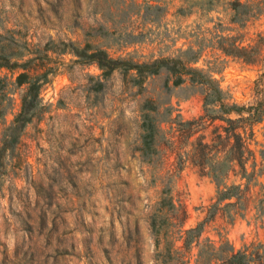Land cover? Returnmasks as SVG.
<instances>
[{
	"label": "rangeland",
	"instance_id": "obj_1",
	"mask_svg": "<svg viewBox=\"0 0 264 264\" xmlns=\"http://www.w3.org/2000/svg\"><path fill=\"white\" fill-rule=\"evenodd\" d=\"M233 1L248 5L242 23ZM218 34L250 61L218 48ZM71 41L139 63L194 48L192 65L243 110L205 106V86L175 85L165 70L105 77ZM0 49L48 72L42 109L0 152V264H207L210 254L218 264L226 239L262 264L264 0H0ZM18 72L0 69V147L21 106ZM147 115L156 134L145 156ZM234 125L244 147L235 153ZM211 169L221 190L241 184L239 197L221 200ZM200 223L186 246V230Z\"/></svg>",
	"mask_w": 264,
	"mask_h": 264
},
{
	"label": "trees",
	"instance_id": "obj_2",
	"mask_svg": "<svg viewBox=\"0 0 264 264\" xmlns=\"http://www.w3.org/2000/svg\"><path fill=\"white\" fill-rule=\"evenodd\" d=\"M233 9L236 11V14L233 18V22L241 21V15H246L249 13L248 5L241 1L232 2ZM217 38L219 39L216 43L220 44L218 46L222 51L228 55L238 56L243 58L246 61H250L248 56V49L246 47H240L236 44H233V49H228L222 46L224 36L218 34ZM72 52L75 53L80 60L88 62L90 64H96L101 70L103 76H110L116 70H124L126 72L136 71L138 77L142 79L149 75L159 74L162 71H166L174 79L175 85H181L189 80L193 84H200L206 87L204 105L208 106L211 104L218 103L220 105V112L224 114L240 113L243 108L237 104H232L227 106L225 104V92L221 88L218 81L214 78L213 74L195 67L192 64L196 63L199 60L197 55L198 51H195L194 48H189L181 53L178 57H160L150 62H133L129 59L124 58H115L112 57L106 49L95 47L94 45L88 43L83 48L77 47L72 41L69 43ZM17 60H11V57H8L0 49V69L7 68L11 71L19 70L16 74L14 80V86L19 88L23 87L24 91L21 94V106L20 110L13 119V122L5 128L3 137L1 140L2 146L0 147V152L7 150H12L15 148L16 144L19 141L22 131L26 126L33 121L37 116L38 112L43 107V101L41 98V88L44 83L48 81V72H33L35 68L30 66L32 58L24 62ZM13 61V62H12ZM137 76L135 81L139 84L142 83L141 79ZM103 81H98V86L96 90H101L103 88ZM12 90V89H11ZM10 90V91H11ZM1 93H7V88L0 86ZM10 93V92H9ZM2 101V100H1ZM219 113V111L217 112ZM223 116H214L213 119L221 118ZM201 119L204 116L200 117ZM227 121L231 124H235L237 120L232 118H227ZM143 155H150L152 144L156 134V127L152 123V119L147 115V119L143 122ZM232 137L235 138L234 144H232V152L235 153L238 149L242 150L243 143L241 142V135L237 132V127L234 125L232 132ZM236 159V158H234ZM244 168V167H243ZM245 169V168H244ZM213 180L216 182L218 187V194L221 200L230 199L233 197H239V192L241 190V184H234L226 187L225 190H221L223 181L220 179V170L211 169L209 172H206ZM203 228V223H200L197 227L190 228L186 230L185 244L190 246L197 236H200L201 230ZM225 245L220 247L221 256L218 257V264H253V253L249 251L250 246L246 247L244 250H236L233 244L229 239H226ZM172 247H169V253H171ZM262 264H264V256H260ZM172 264V263H170ZM179 264V263H175ZM182 264H187V262H182ZM207 264L213 263V254H210V258L207 260Z\"/></svg>",
	"mask_w": 264,
	"mask_h": 264
}]
</instances>
